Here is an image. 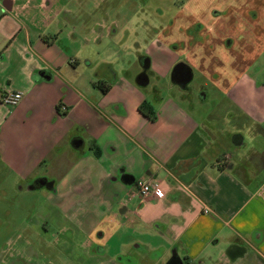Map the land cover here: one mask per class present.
I'll use <instances>...</instances> for the list:
<instances>
[{
    "label": "crops",
    "instance_id": "0c3cea01",
    "mask_svg": "<svg viewBox=\"0 0 264 264\" xmlns=\"http://www.w3.org/2000/svg\"><path fill=\"white\" fill-rule=\"evenodd\" d=\"M100 2L0 0V95L23 94L0 102V197L44 189L46 203L0 264H264V52L246 50L252 26L264 35V6H228L232 38L227 7L185 4L163 41L136 44ZM135 55L149 59L145 79L127 64ZM177 63L187 88L171 79ZM194 71L210 88H190ZM152 76L178 95L160 96ZM209 93L225 104L220 130L180 104ZM127 177L159 182L164 197L132 196Z\"/></svg>",
    "mask_w": 264,
    "mask_h": 264
},
{
    "label": "rangeland",
    "instance_id": "374dc122",
    "mask_svg": "<svg viewBox=\"0 0 264 264\" xmlns=\"http://www.w3.org/2000/svg\"><path fill=\"white\" fill-rule=\"evenodd\" d=\"M244 1L245 0H101L100 5L102 8L110 7L114 9L110 18L112 20H116L115 32L118 38H122L128 42L133 41L136 44H146V42H149L150 39L155 37L158 38L157 34H160V40L164 39L166 32V27H164V25H166L174 16V13L185 4L188 5L193 3L196 4L198 8L204 6L216 10H223L224 7L228 8V6H232L237 2L242 5ZM87 4L90 3L87 1ZM232 10L233 9L229 7L228 11H226L228 13V18L227 27L224 31L230 37L235 38V36H238L237 32L239 33V29L241 27H237L236 24L233 25L232 17H234L235 14H230ZM226 12L224 13L226 14ZM236 21H238V19ZM158 26H161V28ZM125 28H127V30ZM251 28L250 38H252L253 42H251L250 46L246 48V50L250 51L249 55L254 56L256 52H264V35L257 32L260 37L256 39L253 26ZM133 48L134 50L138 49L136 45H134ZM150 50V55H153L154 48L151 47ZM235 52H237V49ZM133 57V61H129L127 64L131 66L132 71L135 73L139 70L140 66L137 63L136 55ZM257 60H259V68L263 69L264 55L259 57ZM194 75L195 78L190 84V88L195 90L200 84L206 85V87L210 88V85L206 83V80L203 79L197 71H194ZM137 76L134 78H137ZM164 80V82H160L152 76L151 83L156 85L160 96H177L178 93L176 92V87H172L169 84L170 82L168 79ZM145 92L148 93V99L151 100L152 95L149 92V89L147 88ZM156 94V96L159 97L158 92ZM191 101L192 102L189 103L188 101L183 100L180 104L197 120H218L219 123H216L214 129L220 130L223 128L220 120L221 117L224 116V102L216 99V96L212 95V93L207 94V99L205 98L204 100H201V102L198 101V96H195ZM229 128L230 127L228 126L225 127L226 130ZM221 134L223 135V132ZM221 134L220 137H223ZM244 134L245 136L249 135L248 132H244ZM229 143L230 140L228 144ZM247 144L249 146L252 144L248 138ZM258 177L261 181H263L264 172H260ZM44 191V189H37L31 191L30 193L23 192L21 201L17 202L16 200V205H14V203L8 198L0 197V223H4L5 221L11 222V227L7 224L0 225V248L5 247L7 240H10L12 244L11 246H16L14 243L16 242L15 240L19 237V234L22 236L25 234L24 229H27L28 224L30 225V220H37L42 216V214H45L46 203L43 198ZM13 215H15V217ZM9 216H13V218H10ZM52 256H54V261L56 262L58 256L55 254ZM70 256L71 255H64V258L69 260ZM60 257L63 258V255L61 254Z\"/></svg>",
    "mask_w": 264,
    "mask_h": 264
},
{
    "label": "built area",
    "instance_id": "2783aa9c",
    "mask_svg": "<svg viewBox=\"0 0 264 264\" xmlns=\"http://www.w3.org/2000/svg\"><path fill=\"white\" fill-rule=\"evenodd\" d=\"M22 98L23 94L20 92L6 91L0 95V102L5 106L13 107L16 106ZM130 194L138 198H148L150 196H155L157 198L164 197V193L159 182L145 180L135 181L134 189L130 192Z\"/></svg>",
    "mask_w": 264,
    "mask_h": 264
},
{
    "label": "flooded vegetation",
    "instance_id": "af4514ba",
    "mask_svg": "<svg viewBox=\"0 0 264 264\" xmlns=\"http://www.w3.org/2000/svg\"><path fill=\"white\" fill-rule=\"evenodd\" d=\"M256 3H257V5L264 6V0H256ZM258 30H261V25H260V28ZM183 70H188V69H187V67L184 66ZM178 73H179L178 70L175 71V73L173 75V81L175 83H178L179 85L185 87L186 86V82H185L186 81V77L183 75L182 77L179 78ZM185 88H187V86ZM46 185H48V184L46 183L45 179H38L31 186L33 188H38V187L40 188V187H43V186H46Z\"/></svg>",
    "mask_w": 264,
    "mask_h": 264
},
{
    "label": "water",
    "instance_id": "95a60500",
    "mask_svg": "<svg viewBox=\"0 0 264 264\" xmlns=\"http://www.w3.org/2000/svg\"><path fill=\"white\" fill-rule=\"evenodd\" d=\"M185 65L183 63H177L173 68H172V71H171V79H173V75L175 73V71H179L178 73V76L179 78L182 77L183 75L186 77V81L185 82H188L190 79H191V72L190 70H183V67ZM79 145V143L77 144ZM77 147V146H76ZM134 182V178L133 177H127L124 181V183L127 185V186H130L132 185Z\"/></svg>",
    "mask_w": 264,
    "mask_h": 264
},
{
    "label": "trees",
    "instance_id": "16d2710c",
    "mask_svg": "<svg viewBox=\"0 0 264 264\" xmlns=\"http://www.w3.org/2000/svg\"><path fill=\"white\" fill-rule=\"evenodd\" d=\"M139 64H140V67L142 69V71H141V73L139 75V78L140 79H144L145 78V72H146V70L148 69V66H149V59L147 57H145V56H142V57L139 58ZM175 260H176L175 257H173L166 264H174Z\"/></svg>",
    "mask_w": 264,
    "mask_h": 264
}]
</instances>
